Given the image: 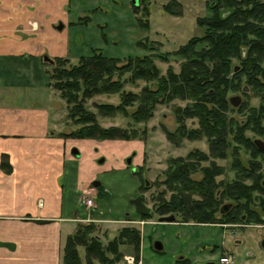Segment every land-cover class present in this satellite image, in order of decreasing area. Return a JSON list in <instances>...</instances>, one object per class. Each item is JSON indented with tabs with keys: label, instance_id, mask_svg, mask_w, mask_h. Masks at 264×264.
<instances>
[{
	"label": "trees",
	"instance_id": "obj_1",
	"mask_svg": "<svg viewBox=\"0 0 264 264\" xmlns=\"http://www.w3.org/2000/svg\"><path fill=\"white\" fill-rule=\"evenodd\" d=\"M174 4L175 8H179L177 2L167 3L163 6L164 11L179 15L180 10H174ZM138 10L139 5L134 6V11ZM210 10V16L198 19L199 26L204 29L203 35L193 36L175 52L186 59L179 73L170 69L166 75L161 74L150 55L120 60L93 51L90 56L80 57L77 64L70 69L58 72L55 84L51 85L61 92V97L66 99L67 103L74 104L70 106V114L83 125L76 130V138H137L126 128L102 127L93 113L84 115L83 102L94 94L120 92L122 96L120 105L98 106L99 112L104 115H127L126 107L138 99L141 107L131 115L134 122L149 118V111L157 102H168L172 98L190 101V105L185 109L175 107L176 118L182 125L178 128L177 135L168 132V137H205L209 143V155L229 157L231 163H241V159L236 160L234 157L242 150L247 151L251 156L248 162L254 166L253 182L252 185L242 181L235 183L236 185L228 183L223 188L222 199L217 200L215 191L218 185L214 183L212 175L218 173L222 167L212 164L203 168V179L193 180L190 173L197 170V165L189 160L196 158L199 161L206 156L199 151L193 152L187 159L171 161L173 165L167 169L162 185L168 190H175L176 187L178 190H175L176 193L174 192L169 200L165 198L166 191L159 193L158 201L161 203L156 206L155 213L158 216H167L180 208L182 211L184 209L185 219L199 223L241 222V216L246 215L247 221L261 224L264 223V174L260 170L264 168V163L259 159L261 150L244 132L249 128L259 137H264V0H213ZM199 44L203 46L197 50L196 46ZM66 60L57 59L60 62H67ZM236 65L239 70L233 72ZM123 72L130 73L131 81L156 80L158 86L154 89L145 87L138 97L130 92H121L123 86L120 76ZM115 75L119 78H114ZM244 86L248 87L249 93L244 92ZM235 91L243 92L245 97L251 92L259 98V107H245L246 99L236 108L231 106L228 95ZM211 104L212 106H209ZM235 110L240 113L245 111V119L235 121L229 116V113ZM183 118H197L199 129L186 132ZM243 169L248 172V167ZM140 186L145 189L143 180ZM224 200L233 201L234 207L229 214L219 217L217 210ZM151 215L152 212L143 218H149ZM231 215L234 218H231ZM90 229L91 224H83L81 227L78 225L76 231L68 236L63 264H81L77 250L79 246L84 248L85 264H92L94 261L97 264L119 262V246L124 244L134 246L136 256L138 255L139 231L135 228L120 230L118 238L110 241L106 248L100 247V241L95 237L88 238ZM107 252L113 254V258L108 259Z\"/></svg>",
	"mask_w": 264,
	"mask_h": 264
},
{
	"label": "rangeland",
	"instance_id": "obj_2",
	"mask_svg": "<svg viewBox=\"0 0 264 264\" xmlns=\"http://www.w3.org/2000/svg\"><path fill=\"white\" fill-rule=\"evenodd\" d=\"M148 1L153 5L149 6L147 11H143V3H148ZM212 1L137 0V5L140 4V6L139 10L135 12L134 6L137 5L133 4L132 0H70L68 12L70 25L66 35L67 47L62 49L66 54L51 57L54 60L53 64H47L49 81L54 85L55 79L59 75L58 72L70 69L77 64L80 57L90 56L93 51L120 60L150 55L161 74L166 75L170 69L174 73H179L181 65L186 62V59L176 55L175 52L193 36L203 35L204 29L199 26L198 19L210 16ZM173 2L180 5L179 8H175V4L173 5L174 10H180L179 15L168 14L163 9L165 4ZM202 46L203 44H199L196 49L199 50ZM59 58L67 59V62L57 61ZM2 70L4 69H0V71ZM116 77L119 78L118 75L114 76V78ZM129 77V72H123L120 76L123 86L121 92H130L138 97L145 87L154 89L158 86L156 80L137 79L131 81ZM53 85H51L52 88ZM53 90L58 98L63 100V121L66 127L62 134L66 139L144 142L145 161L142 170L146 167L151 170L143 172L141 176L139 173H135L140 166L132 167L126 161L127 169L101 174L106 180V184H103L100 179L96 180L99 183L101 181L100 188L104 189L94 188L95 206L86 209L82 204H79L77 209L79 227L83 224H91L88 238L95 237L100 241L102 248H106L110 241L117 239L119 231L123 228H135L139 231L138 257L134 246L120 245L121 259L113 264H127L128 258H133V264H139L140 259L142 264H206V262L219 264L218 259L222 254L223 247H226L227 250L231 247L235 256L233 264H264V246H262L264 244V223L255 224L251 228L240 227L245 230L237 231L233 236L245 242L234 244L230 229L222 230L216 226L197 225L199 222L185 219L184 209L182 211L179 208L173 213L176 216V223L158 222V218L162 217L155 213L156 206L161 203L158 201L159 193L166 191L164 192L165 198L169 200L173 193H176L175 190H178L177 187L174 188L175 190H168L166 186L162 185L161 181L166 178L164 170L173 165L171 163L173 159H187L186 155L189 152L199 151L205 155L210 153L209 143L205 137L195 139L168 137V132L177 135L178 128L182 125L176 118L175 107L180 110L185 109L190 105V101L172 98L168 102H157L150 109L151 116L149 118L141 122H134L131 115L141 107L138 99L126 107L127 115L122 113L104 115L99 112L98 106L103 104L120 105L122 96L120 92L94 94L83 102L84 115L93 113L102 127L126 128L130 134H135L137 138L129 140L76 138V130L82 128L83 125L70 114L72 110L70 106L72 107L74 104L67 103L66 99L61 97L60 91L54 88ZM245 93H249V89ZM233 96H240L243 101L246 99L245 107H259V98L253 96L251 92L248 97H245L241 91H235L228 95L229 98ZM244 112L240 113L235 110L229 113V116L235 121H241L245 119ZM182 122H184L186 132L197 131L200 127L197 118H183ZM85 125L87 126V124ZM244 134L251 140L264 141V137H259L249 128ZM238 154L241 162L248 161L251 157L250 153L244 150ZM114 158L112 153L110 159ZM216 162L225 164L230 162V158L228 160L218 159ZM205 164L202 163V165ZM200 176V172H196L194 178L199 179ZM144 178H147L149 188L145 186V189H141L140 185ZM101 191L107 194L106 198L103 197ZM138 196H141L144 203L151 209L152 215L149 218H143L135 213V207L131 200ZM249 229L253 230L248 231ZM155 241H160L163 245L160 252L153 249ZM209 246L216 248L210 251L208 250ZM77 250L81 264H85L84 248L79 246ZM247 252L252 255L248 257ZM106 255L108 259L113 258V254L109 252ZM92 264H97V262L94 261Z\"/></svg>",
	"mask_w": 264,
	"mask_h": 264
},
{
	"label": "crops",
	"instance_id": "obj_3",
	"mask_svg": "<svg viewBox=\"0 0 264 264\" xmlns=\"http://www.w3.org/2000/svg\"><path fill=\"white\" fill-rule=\"evenodd\" d=\"M69 3L0 0V264H63L82 193L106 184L101 174L127 169V160L141 166L144 158L142 141L62 134L63 100L44 56L66 54Z\"/></svg>",
	"mask_w": 264,
	"mask_h": 264
},
{
	"label": "flooded vegetation",
	"instance_id": "obj_4",
	"mask_svg": "<svg viewBox=\"0 0 264 264\" xmlns=\"http://www.w3.org/2000/svg\"><path fill=\"white\" fill-rule=\"evenodd\" d=\"M140 3V2H139ZM144 4V7L142 8V10L144 11L146 8L147 10L149 9V6H152L153 4L150 3V1H148V3H143ZM140 6V4H139ZM256 139H254L255 141ZM193 152H189V154H191ZM186 155V157L188 156ZM186 159V158H185ZM228 160L229 157H224V158H219V157H212L210 156L209 154L204 156L202 159L200 158L199 161H197V159H190L189 161H192V162H195V165H197V170L195 172H192L190 173V177L193 179V180H200V179H203V176H204V172L205 170H202L203 168H207V167H210L212 164H215L216 166H219V167H222L221 170H219L218 173H215L212 175V178H213V181L214 183H216V185H218L216 191H215V196H216V199L217 200H221L222 199V194H223V188L224 186L228 183H232L233 185H236L235 183H238L240 181L244 182V183H247L248 185H252V182H253V164L248 162V161H244V162H228V163H225V164H218L216 162V160ZM234 159H240V156L239 155H236L234 157ZM259 159L262 161V163H264V152L261 151V156H259ZM144 161H145V156L144 158L142 159V164L139 168V170H136L135 173H138L139 172V175L142 176L143 172H149L151 169L149 167H146L144 170H142V167L144 165ZM202 163H206L205 165H202ZM248 167V172H244V169L243 168H247ZM241 169H243V172H241ZM207 170V169H206ZM164 171H167V169H165ZM196 172H200V178L197 179V178H194V175ZM207 172V171H206ZM260 172L262 174H264V168H262L260 170ZM165 173V172H164ZM165 175V174H164ZM143 182H144V185L149 188L148 185V180L147 178H144L143 179ZM163 182V180L161 181ZM143 199V198H142ZM144 202V201H143ZM234 207V202L233 201H229V200H224L223 202H221L219 204V207H218V210H217V214L220 216H224L226 214H229L232 209ZM169 215H173L176 219V216L171 213ZM167 215V216H169ZM231 218H234L233 215L230 216ZM174 223H176L174 221ZM197 225H210V226H216V227H220L222 228V230H227V229H230L231 230V234L232 236L235 234V232L237 231H243L245 229H241L240 227H245V228H251V227H254L255 223L253 222H249L247 221V216L246 215H242L241 216V222H215V223H197ZM243 225V226H242ZM250 230H253V229H249L248 231ZM247 231V230H246ZM233 239H234V244H243L245 241H242L241 239L239 238H235L233 236ZM262 246H264V244H262ZM216 247L214 246L212 248V246H209L208 247V250L211 251L214 250ZM232 253V254H231ZM252 254L250 252H247V256L250 257ZM228 258V264H233L234 260H235V256H234V253L230 247V249H226V247H223L222 249V254L221 256L219 257L218 259V263H220V259L222 258ZM217 264L216 262H206V264Z\"/></svg>",
	"mask_w": 264,
	"mask_h": 264
},
{
	"label": "water",
	"instance_id": "obj_5",
	"mask_svg": "<svg viewBox=\"0 0 264 264\" xmlns=\"http://www.w3.org/2000/svg\"><path fill=\"white\" fill-rule=\"evenodd\" d=\"M132 1H133V4L137 5V0H132ZM61 28H62V26H59V29H61ZM44 59L50 63H53V60H51L47 56H44ZM238 70H239V66H237V65L234 66L233 72H237ZM243 90L245 92H248L247 86H244ZM229 102L233 107H238L242 102V98L240 96H233V97L229 98ZM255 144L262 152H264V141L256 139ZM73 152L76 153V155H77V152L75 149L73 150ZM127 161L129 164L130 160H127ZM93 184L95 186H97V185H99V182H94ZM131 202L135 207V213L136 214H138L140 216H148L151 214V209L143 202V199L141 196H138V197L132 199ZM174 221H175V217L173 215L162 216V217L158 218V222H174ZM153 249L155 251L160 252L163 249L162 243L160 241H155L153 243ZM210 264H212V263H210Z\"/></svg>",
	"mask_w": 264,
	"mask_h": 264
},
{
	"label": "built area",
	"instance_id": "obj_6",
	"mask_svg": "<svg viewBox=\"0 0 264 264\" xmlns=\"http://www.w3.org/2000/svg\"><path fill=\"white\" fill-rule=\"evenodd\" d=\"M93 194L84 191L80 196V204H82L86 209H91L95 206V201ZM221 264H228V258L224 257L220 259ZM127 264H133V258H128Z\"/></svg>",
	"mask_w": 264,
	"mask_h": 264
}]
</instances>
